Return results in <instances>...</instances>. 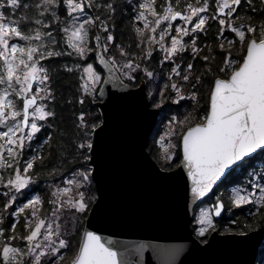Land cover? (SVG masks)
Here are the masks:
<instances>
[{
    "label": "snow or ice",
    "instance_id": "snow-or-ice-1",
    "mask_svg": "<svg viewBox=\"0 0 264 264\" xmlns=\"http://www.w3.org/2000/svg\"><path fill=\"white\" fill-rule=\"evenodd\" d=\"M174 2L179 4L180 0H174ZM185 2L189 14L174 8L173 0H169L167 6L161 5L162 12L156 10V0H143L139 3L138 8L142 11H139L136 19L144 23L143 28L137 27L135 32L141 38L140 44L145 42L149 46L159 44L165 53V60H172L189 47L196 51V35L207 31L206 24L209 16L202 14L209 12L210 0H203L202 3L201 0H196V6L187 0ZM245 2L253 11L257 10L252 7V0H245ZM241 4L242 0H216L215 2L216 11L211 15V19L217 20L220 26L230 27L231 33L238 38L239 59H236L230 50H225L223 43L219 45L225 52L223 67L220 68V71L225 73V78H214L206 116L200 123L180 133L181 163L182 166L187 167L192 181L191 192L197 198L207 196L214 186L235 168L246 166L253 154L258 151L264 152V19L258 24L231 26V21L226 18L232 17ZM261 4L264 5V0H261ZM61 5L65 6L66 15L72 18L71 26H65L62 29L67 38L65 42L80 57L86 59V54L92 51L87 47L90 40L89 31L92 28L107 33L106 36H95L96 47L103 52H107L110 44L115 43L116 40L109 31L106 20H101L98 14L92 16L87 14V9L93 7H106L107 11L112 13L115 8L111 3L102 6L94 3V0H34L32 4L27 3L26 0H0V168L13 169L14 178H8L4 186L17 191L27 188L33 182L28 173L37 161L43 160V157L38 149L36 155L24 161L23 172L19 167H14L13 162L19 164L24 149L29 146L26 142L32 141L35 134L39 133L44 126L37 121H47L49 117H55V112L48 109L47 103L55 99L51 88L52 76L49 68L44 66L42 61L73 54L46 50L47 46L44 43L45 38L50 44L58 43L52 31L45 32L43 29L52 27L50 23L45 24L46 19L62 23L57 11ZM5 9L10 10L8 16L5 14ZM261 11H264V8ZM13 16L15 18H12ZM149 16L154 17V21H150ZM222 16L226 18H220ZM81 17H84L82 22H80ZM178 18L184 23L173 27L171 22L177 21ZM162 23H165V27L157 33ZM33 25L39 27H33ZM145 31L149 32L146 37ZM219 31L222 35L223 29ZM166 37H170V45L167 47L163 43ZM184 37L192 38L190 45L185 44ZM18 41L27 43L21 44ZM33 41H40V43L37 45ZM245 41H247L246 48ZM228 43L231 47L237 41L230 40ZM117 51L121 56L130 55L119 45H117ZM152 51L149 47L140 59H151ZM100 58L103 61L102 55ZM203 59L207 61L210 57L205 56ZM111 63L113 67H117L114 59ZM63 67L69 73L76 70L67 65ZM119 68L127 70L126 76L130 81L136 79L133 73L138 70L145 72L149 78L153 76L151 71L146 68L141 69L140 64L135 63L133 59H128ZM192 68V64L187 65L189 71ZM83 73L88 75L83 89L91 95L95 92V85L99 83L100 77L95 73L91 63L83 68ZM172 73L180 76L179 65L172 69ZM181 78L188 81L189 75L185 74ZM196 83H200L199 77L196 78ZM34 86L35 91H33ZM170 87L179 90L176 83H172ZM193 87H196V84H193ZM192 98L195 99V93ZM79 102L82 104L83 100ZM78 119L79 126L86 127L83 113ZM95 127L94 125L93 131ZM175 134L174 129L169 128L165 137L161 138L165 159L169 162L175 157V153H170L169 148H175V145L169 141L165 146L163 141ZM50 140V136L46 137L41 142L42 146L48 144ZM79 148L90 150L92 144L91 142L81 143ZM76 176L80 179H68L66 181L68 187L57 189V192L53 193L58 199L51 201L56 207L53 208L50 221L37 217L36 206L43 205L41 197L37 195L28 199L15 213L18 215L25 209H32L31 217L36 218V222L33 224L32 219L25 218V228L29 230L26 235L16 234L15 223L11 226V234L6 238L4 229L0 228V239L6 241L0 244V254H2L0 264H41L42 258L45 257L49 259L56 257L53 264H60L65 260L61 250L68 249L70 242L62 238L61 226L57 224L53 228L52 224L56 223L57 214L65 206L75 208L80 213L87 210L88 205L83 192L77 193L78 198L69 196L67 200L59 199L72 192L73 186L76 189L85 186L89 182L90 172H79ZM2 184H4V177H0V185ZM260 193L257 197L255 193L242 195L237 191L232 203L235 207L253 204L264 208V188L260 189ZM3 195L8 193L5 192ZM14 202L13 196L11 201L5 204V208L11 207ZM223 209L222 202L210 209H201L197 221L201 225L198 229L200 237H204L210 228L214 230L213 214L220 217ZM2 223L0 219V224ZM15 240H23L26 243L23 247H17L12 244ZM71 264H121V260L117 251L104 243L101 236L85 231Z\"/></svg>",
    "mask_w": 264,
    "mask_h": 264
},
{
    "label": "water",
    "instance_id": "water-1",
    "mask_svg": "<svg viewBox=\"0 0 264 264\" xmlns=\"http://www.w3.org/2000/svg\"><path fill=\"white\" fill-rule=\"evenodd\" d=\"M101 55L106 78L97 106L102 123L94 132L90 160L98 197L83 233L101 236L121 264H257L264 226L243 235L214 231L206 243L195 236L197 208L229 174L207 196L197 198L186 166L162 169L148 150L160 110L152 106L144 83L131 86L102 49L98 63ZM220 202L224 209L220 217L213 214L216 219L226 211L224 200Z\"/></svg>",
    "mask_w": 264,
    "mask_h": 264
},
{
    "label": "rangeland",
    "instance_id": "rangeland-1",
    "mask_svg": "<svg viewBox=\"0 0 264 264\" xmlns=\"http://www.w3.org/2000/svg\"><path fill=\"white\" fill-rule=\"evenodd\" d=\"M139 1L141 3L143 2V0H139ZM158 2H159V0H156V10L158 12H162L161 5L167 6V4L169 3V0H161L159 2V5H158ZM187 2H191V3H193V6H196V1H194V0H187ZM215 2L213 3V0H210L209 12L202 14V15H208L209 16V20L206 24V29L209 26H211V24H218L217 20L211 19V15L214 14L216 11ZM262 6L264 8V5H262ZM173 7L181 9L182 12L185 14H189L187 11V3L185 2V0H180L179 4H176L173 0ZM90 9L92 10L93 8H90ZM139 11H142V9L138 8L137 16H138ZM12 18H15V17H12ZM220 18H224V17H220ZM67 19H68L69 23L66 26L70 27L72 24V18L68 17ZM83 19H84V17H81L80 22H82ZM154 19H155L154 17L149 16L150 21H154ZM226 19L231 21V26H237L238 27L240 25L246 24L243 21H240V23H239L238 18L232 19L230 17H227ZM106 21L108 23V20H106ZM137 21L139 24L138 27L143 28L144 22L140 21V20H137ZM165 23L161 24L160 28L157 29V33L160 32L161 28L165 27ZM171 23L173 24V27H176V26L183 24L184 22L182 20H177V21H172ZM253 24H255V23H253ZM186 26L189 28L191 27V25H186ZM63 27H65V26H63ZM63 27L61 28L60 36H61L62 44H63L65 51L63 50L62 52L63 53L72 52L73 54L71 56L76 59V62L73 65H69V67H74L76 69V71H79V73H80L79 75H81V77H83V79L81 80V88H82L83 96L84 95L86 97L96 96L98 99L99 91H100L101 87L103 86L105 78H106L105 72L102 71V68L99 65L101 63H102V65H105V63L102 60H100V62L98 63V58H97L98 48L96 51L92 48L91 39H90L87 47L89 49H92V51H89L86 54L87 55L86 59L80 57L65 42L67 38L62 31ZM220 28L223 29V33H227L228 31H230V27H228L227 25L226 26H220ZM199 34L196 35V45H195L196 51H193V49L191 47H189L188 50L180 53L178 56L174 57L172 60H165L164 59L165 53H164L163 49L160 48L159 44H153V45L149 46L147 44V42H145L144 44L141 45L140 44L141 38L138 36H137V38H138V43L140 46L137 49L142 50L139 54H133V55H129V56H121L119 53H117L115 50L112 49L114 43L110 44L107 52H103V55L107 59V61H109V63H111V61L114 59L116 62V65L118 67L120 65L126 63L128 59H133L135 61V63L140 64L141 69L146 68L148 71H151L153 73V76L151 78H149V77H147L145 72L138 70L137 72L133 73V75L136 76V79L134 81H130L128 79L127 80L132 85H134V87H139L144 83V85L146 86V88L148 90V95H149L150 101L152 103V106L160 110V117H159L158 123H157V125H156V127H155V129L151 135L150 142L153 144V153H152L154 155L153 158L161 166V168H163L164 170H168V171L176 169L182 161V151H181V141H180L181 131H186L187 128L192 127L197 123H200L202 118L204 116H206V114L208 113V110H209L208 107L210 104V94L213 90V88H212L213 84H211L210 87H208L206 83L203 84L202 94L204 95L205 101H203V99L201 100L199 93H200V86H201V83H202V80L204 77H203V75H201L200 72H197L194 67L190 71L187 69V65L192 64L193 61L196 58H199V55L201 54L200 53L201 52V46H199ZM231 34H232V37L229 39L237 41L236 44H233L231 46V47H233V50H234V53H232V54L236 59H239L238 38L235 36L234 33H231ZM148 35H149V32L145 31V37ZM89 38H90V36H89ZM157 39H158V37H157ZM191 39H192L191 37H184L185 44L190 45ZM18 42L21 44L27 43L25 41H18ZM33 43L38 45L40 43V41H33ZM94 43L96 45V42H94ZM163 43H164L165 47L169 46L170 45V37H166L165 41ZM246 46H247V41H245V48H246ZM149 47H151L153 50L151 59H140V57L145 55V53ZM51 51H53V50H51ZM92 53H94L95 55L92 59L89 60V56ZM154 61L157 62L156 65H158V67H157V69L152 70V69H150V65ZM90 63L93 65V69H94L95 73H97L100 77L99 83H97L95 85V92L92 93L91 95L86 93L83 89V85H84L85 81L88 80V75L83 73V68L87 67L88 64H90ZM42 64H43V61H42ZM177 65H179L180 76H177V75L172 73V69L174 67H176ZM221 67H223V61L221 62ZM221 67H219L217 69V71L219 74H222L225 77V73L220 71ZM120 70L122 72V75L125 78H127V76H126L127 70L126 69H120ZM205 73L208 74V71L206 70ZM185 74L189 75L188 81H185L181 78ZM197 77L200 78V83H198V84L196 83ZM210 82H211V80L209 81V83ZM172 83H176L178 85V89H179L178 91L174 90L170 87V85ZM89 84H91L90 81H89ZM193 84H196V87H193ZM165 86H167V87H165ZM33 91H35V87H34ZM193 93H195V99L192 98ZM181 96H183L184 98L181 99L180 98ZM177 101H179V102L177 103ZM98 102H99V99H98V101H95V103L97 105H98ZM204 102H205V104H204ZM47 103H48V109L53 111L51 101H49ZM97 108H98V110H100V108L98 106H97ZM85 115H87V113H84V116ZM181 121H183V123H180ZM46 122L47 121H37L38 124H42V125H44V123H46ZM169 128L174 129V131L176 133L175 135H170L168 138L164 139V141H163L165 146L168 145L169 141H171V143L175 145V148H169L170 153H175L174 159H172L170 162L165 159L164 149L161 146V138L165 137V134L169 131ZM37 135H38V133L35 134L34 138ZM86 137H87V142H91V144H93L92 142H93V138H94V133L93 132L86 133ZM34 138H33V140H34ZM33 140L26 142L29 145L26 148H30V150L32 148H34V146L31 147L33 145ZM25 149H24V151H25ZM30 156H32V154H30ZM81 156H83V157H82V160L79 159V163L83 162V165H76L72 169H69V170L64 169V170H62V172H57V173L53 174L49 178V180H47L43 183L44 190L41 193L33 191L34 187L36 185L40 184V179L37 176L32 175L30 172L28 173V175L32 177L33 182L30 183V185L27 188L22 189L20 191H17L15 189H10V188L5 187L4 185L7 184V179L8 178H14L15 173H14V171H11L10 168H8V169L1 168L0 169V172H8V171L12 172V173H9V175L5 178L4 184L0 185V191H2L3 193H5V192L8 193V195H3L5 198V201H4L5 204L9 203L11 201V198L14 196L15 202L11 204V207H12V205L15 206L16 207L15 213H17L19 208L24 203H26L28 199L33 198L34 196L38 195L41 197V200L43 201V205L42 206H36L38 209L37 217L43 218L46 221L51 220V218L53 216V208L56 207V205H53L51 203V201L58 199V197L54 196L53 193H56L57 189H62L64 187H68V185L66 183V181L68 179H72V178L80 179L78 176H76V173L90 172L89 182L85 186H83L79 189H76L73 186L72 192H70L67 195H64L62 197H59V199H61V200H67L69 198V196L78 198L77 193L83 192L85 194V202L88 205L86 212L80 213L75 208H69V207L65 206L64 208L60 209L59 213L57 214L56 223L52 224L53 228H55L56 225L59 224L61 226L62 238L68 239L70 242V247L68 249H62L61 250V253L64 254L65 257L68 256L70 253H73L71 256H69L66 259V260L69 259V261H72V259L74 258V255L78 251L82 236H81L80 241H77L75 238H76L77 234L80 232H82V235H83V231H84V228L86 225L87 218H88L89 213L91 211L92 205L97 200V197H98L97 191H96L95 181H94L93 175H92L93 166L90 163L91 149L90 150L86 149V148L82 149V155ZM85 157H88V158L85 159ZM24 161L25 160L21 161L22 164L20 166H17V164H15V162H13V165L15 164L16 167H19L21 172H23ZM15 165H14V167H15ZM164 167H166V168H164ZM230 174H231V177L237 178V182L234 185H231V187L229 188V191H226V189H224V188L220 189L219 192L214 193L213 195L208 197L207 200L204 201L203 204H201L195 212V219H194L192 226L194 229L195 236L202 243H206L207 240L209 239L210 235L214 231H219L222 234L245 233L243 231L233 230L234 228H231L228 225L231 222H233V220H231V217L235 216V213H234L235 210L243 209L244 206H250L251 208L256 209V211L261 208L259 205H253V204L244 205L242 207H235V205L232 203V199H233V197L237 191H239L242 195H246L249 193H255V195L257 197L261 194L260 189L264 188V154L262 156H258L254 160H250L249 163L244 167L235 168L234 171H232ZM27 192H28V194H27ZM225 197L226 198L228 197L229 202H230V209L224 215V217L226 219L223 222L224 217H222L221 219H216L213 215L212 218H213V223H214V230L212 228H210L204 237H200L198 235V229L201 225H199L197 221H198L199 216L201 214V209L202 208L203 209H210L213 207V203L218 198L224 199ZM31 211H32V209H25V211L23 213H19L18 216L20 217V215H22V216H24V218L27 217L29 219H32L33 224H35L36 218L31 217ZM252 214H254V213H252ZM2 215H3V209H0V219H2ZM252 218H254V216ZM222 223H223V225H221ZM223 226H224V228H223ZM258 228H259L258 226H254L252 228V230H255ZM250 229H251V227H250ZM250 229H249V231H251ZM42 232H43V229H42ZM26 234L27 233H25L24 235H26ZM54 239H55V237H54ZM12 244L14 246H17L18 241L16 240V242L12 243ZM17 247H19V246H17ZM260 249H261V252L259 253V259H258L257 264H264V244H262V247ZM55 259H56V257H52L51 259H49L47 257L42 258L41 264H53V261H55Z\"/></svg>",
    "mask_w": 264,
    "mask_h": 264
},
{
    "label": "trees",
    "instance_id": "trees-1",
    "mask_svg": "<svg viewBox=\"0 0 264 264\" xmlns=\"http://www.w3.org/2000/svg\"><path fill=\"white\" fill-rule=\"evenodd\" d=\"M160 1L161 0H159V2ZM215 1L216 0H213V3ZM252 1V7L256 8L257 10L253 11L252 8H250L245 2V0H243L236 17L238 18L239 23L240 21H243L246 24H258L262 19H264V11H261V9L263 8L261 0ZM26 2L32 4L34 0H26ZM201 2H203V0H201ZM94 3L102 6L106 5L107 3H111L115 8V11L112 13H109L106 7H93L92 10L87 9V13L89 14V16L98 14L100 15L101 20H108L109 31L116 37L112 49L119 53L117 51V45H119L123 47L125 51L130 53V55L139 54L142 50L137 49V45H139V43L135 28H137L139 25L136 18L138 5L141 2L139 0H94ZM4 11L7 16L10 14L9 9H5ZM57 11H59L58 14L61 17L62 23L60 21H52L46 19L45 24L50 23L52 24V27L45 28L43 29V31H52L53 37L56 39V41H58V43L50 44L47 38L44 40V43L47 46L46 50L62 52L64 50V47L62 44L60 32L63 26L68 25L69 21L67 19L68 17L66 15L65 6L61 5V7ZM33 27L39 26L33 25ZM220 29L221 28L218 24H211V26L207 28L206 32H202L199 34V46H201V54L199 55V58H196L192 63L195 70L197 72H200L204 77L200 86L199 93L200 99H203V101H205L204 95L202 94L203 84L206 83L207 86L210 87L211 84L214 85V78H225L217 71V69L221 67V62L223 61L225 56V52L220 49L219 45L223 43L225 50H230L232 53H234L233 47H230L228 43V41H230L229 38L232 37L231 32L228 31L227 33H223L221 35L219 31ZM96 35L106 36L107 33H103L102 30L97 31L95 28H92L89 31L91 46L95 51L97 50V47L94 43ZM94 55L95 54L92 53L89 56V60L92 59ZM205 56H209L210 59L205 61L203 59V57ZM75 62L76 59L67 54L43 61V65L49 68L50 75L52 76L51 88L55 99L51 101V104L53 111L55 112V117H49L47 119V122L44 123L41 133L38 135V138H36V140L33 142V145L31 147L35 145L36 150H34L33 148L31 150L30 148H26L25 151H23V155L20 158L19 164L17 165L20 166L22 164L21 161L26 159L28 160L33 155H36L37 150L39 149V154L43 157V160L37 161L34 165V168L29 171L32 175L37 176L40 179V184L34 187V192L41 193L44 190L43 183L49 180V178L53 174L62 172V170L64 169H72L76 165H83V162L79 163V159L82 160L83 157L81 156L82 149L79 148V144L86 143V133H94L97 127L102 123V114L100 110H98L97 104L95 103V101H98L97 97H86L85 95L83 96L81 88L82 78L81 75H79V71L75 70L69 73L64 70V65H73ZM156 63L157 62L154 61L150 65V69H157L158 65H156ZM116 69L120 73L121 77L127 83L131 84L127 80V78L122 75V72L118 66L116 67ZM209 69H211L210 72ZM206 70L208 71V74L205 73ZM210 80L211 82L209 83ZM131 86L134 87V85L132 84ZM80 100H83L82 104L79 102ZM82 113H87V115L84 116V124L86 125V127L79 126L80 121L78 117ZM94 125L96 127L93 131ZM49 136L51 137L49 143L42 146L41 142ZM148 150L153 157V144L150 142V140ZM30 154H32V156H30ZM263 154L264 152H259L257 155L250 158V160H254L258 156H262ZM10 170L13 171L12 168H10ZM11 171L0 172V177H4L5 180L9 173H12ZM236 182L237 178L231 177L230 174L228 178L213 192V194L219 192V190L223 188L226 189V191H229L231 185H234ZM2 193L3 192L0 191V209H3V223L0 224V228L4 229V237L6 238L11 234L10 229L14 223L16 225V234H18L19 236H23L25 233H28V229L25 228L26 220L24 216L20 215L19 217L15 214V206L12 205V207L5 208V198ZM225 198L221 199L225 200ZM227 198L226 201L229 202V198ZM228 204H230V202ZM234 213L235 216L231 218L233 222L228 224L229 227L234 228L233 230L248 232L250 227V230L252 231V228L254 226L262 227L264 225V208H260L256 211V209L251 208L250 206H244L243 209H237ZM253 216L254 218H252ZM225 219L226 218L224 217L223 222ZM221 225H223V223ZM81 236L82 232L78 233L75 239L77 241H80ZM17 241V246L19 247H23L26 243L23 240ZM5 242V240L0 239V244H3ZM15 242L16 240L12 241V243ZM72 254L73 253H70L68 256H66L65 260L61 261L60 264H71V261H69V259H66ZM0 261H2V254H0Z\"/></svg>",
    "mask_w": 264,
    "mask_h": 264
},
{
    "label": "flooded vegetation",
    "instance_id": "flooded-vegetation-1",
    "mask_svg": "<svg viewBox=\"0 0 264 264\" xmlns=\"http://www.w3.org/2000/svg\"><path fill=\"white\" fill-rule=\"evenodd\" d=\"M242 2H243V0H242ZM242 5V4H241ZM252 5H253V1H252ZM241 7V6H240ZM240 7L239 8H237V11H236V13H234L233 14V16L232 17H230V18H236L237 17V15H238V12H239V9H240ZM223 17V16H222ZM225 18V17H224ZM104 72V71H103ZM42 130V129H41ZM26 131H28V130H26ZM41 133V131L38 133V135ZM38 135L34 138V140H33V142L36 140V138H38ZM34 147L35 148H33L34 150L36 149V146L34 145ZM221 200V198H218L214 203H213V205H215L218 201H220ZM224 202H225V206H226V212L230 209V204H228L229 202L228 201H226V199L224 200ZM232 218V217H231ZM221 219V218H220ZM263 227V226H262ZM260 228V227H259ZM249 232V231H248ZM246 233V232H245ZM264 244V243H263ZM261 247H262V245H261ZM260 252H261V249H260ZM259 252V253H260ZM258 259H259V257H258Z\"/></svg>",
    "mask_w": 264,
    "mask_h": 264
}]
</instances>
